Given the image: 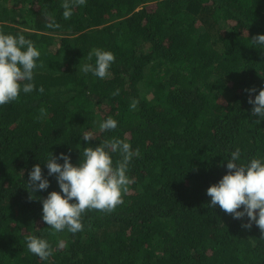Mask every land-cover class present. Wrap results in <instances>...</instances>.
I'll use <instances>...</instances> for the list:
<instances>
[{"label":"trees","instance_id":"1","mask_svg":"<svg viewBox=\"0 0 264 264\" xmlns=\"http://www.w3.org/2000/svg\"><path fill=\"white\" fill-rule=\"evenodd\" d=\"M63 2L0 0V33L40 52L34 90L0 105V264H264L258 226L209 207L206 193L237 148V163L264 162V117L248 103L264 87V45L251 41L264 34V0H86L67 20ZM97 48L115 57L105 78L81 70ZM108 117L117 127L101 131ZM112 139L139 152L123 203L85 210L75 234L48 226L40 198L61 190L46 159L77 165L84 147ZM110 155L115 167L122 157ZM35 164L49 187L30 200ZM29 234L49 243L47 259Z\"/></svg>","mask_w":264,"mask_h":264},{"label":"clouds","instance_id":"2","mask_svg":"<svg viewBox=\"0 0 264 264\" xmlns=\"http://www.w3.org/2000/svg\"><path fill=\"white\" fill-rule=\"evenodd\" d=\"M85 4L86 0H64L61 5L64 9L63 18L69 19L73 7ZM46 27L59 28L60 25L54 18H50ZM251 41L253 44L264 45V34L252 36ZM93 55L96 57L95 66L87 63L81 70L85 73L91 72L99 78L107 77L109 67L115 60L114 55L99 48L90 51L88 59L91 60ZM39 56L40 52L33 42L22 34L13 36L0 33V105L15 101L21 90L24 93L34 90L33 70L38 67L36 59ZM39 91L42 93L44 90L41 87ZM245 91L255 93L257 90L252 87ZM118 92L117 89L113 94L117 95ZM248 103L252 105L251 115L264 117V87H261L254 99L250 95ZM135 106L136 102L132 107ZM40 113L43 116L46 110L41 108ZM256 122L259 123L260 120ZM116 127L117 122L111 117L100 124L101 131L114 130ZM82 139L87 142L94 137L91 133H85ZM117 152L122 159L113 167L110 154ZM133 155L138 156L139 152L133 153L130 144L119 139L105 140L94 147H84L83 158L77 165H73L69 155L65 153L58 156L51 153L45 161L48 175H55L61 191L53 190L46 198H40L43 221L56 231H62L67 227L69 232L75 234L82 230L81 215L85 210L112 212L117 205L123 203L122 190L126 192L127 185L131 183L126 172ZM240 155L239 148L232 152L231 159L227 160V172L217 183L206 189L207 195L211 198L208 206L214 208L218 205L234 219H243L247 216V223L242 224V227L250 229L254 222L260 229L261 238H264V162L252 158L247 163H237ZM58 159H62L63 163H58ZM48 187L49 181L39 164L33 165L25 187L29 192V199L34 198L33 194L37 190H45ZM241 206L243 209L238 210ZM25 240L28 250L42 260L52 254L51 247L45 239L29 234ZM59 247L67 245L60 242Z\"/></svg>","mask_w":264,"mask_h":264}]
</instances>
